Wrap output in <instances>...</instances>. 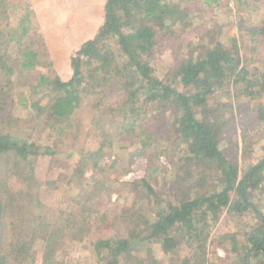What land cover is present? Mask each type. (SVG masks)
<instances>
[{
    "label": "trees",
    "instance_id": "1",
    "mask_svg": "<svg viewBox=\"0 0 264 264\" xmlns=\"http://www.w3.org/2000/svg\"><path fill=\"white\" fill-rule=\"evenodd\" d=\"M196 6L189 0H0V264H32L39 242L47 264H69L55 254L63 228L35 212V205H42L39 195L36 202L29 201L31 209L21 218L18 193L10 186L15 176L33 190L39 183V158L58 154L19 132L14 92L19 80L29 87L30 97L20 99L34 115L31 119L40 118L58 136L69 132L86 96L98 97L95 106L104 113L121 115L124 132L145 147L153 134L143 128L148 117L170 110L165 132L179 148L175 168L181 193L165 201L148 179L132 182L149 199L153 217L134 204L118 212L115 218L122 228L93 240L102 264H160L150 250L145 258L134 253L154 242L173 256L171 264H205L210 221L224 209L255 217L242 242L231 235L233 264H264V211L255 200L256 194L264 196V156L242 168L225 145V108L243 113L245 104L251 106L242 97L255 100L264 94V56L257 57L259 65H252L241 54L236 36L226 44L219 38L221 31L211 28L201 32L207 44L187 43L181 36L192 25ZM57 16L63 17L61 31L49 38L40 34L39 29ZM250 35L253 43L264 40V20ZM166 46L173 48L176 62L171 76L161 77L153 58ZM219 91L227 98L216 104ZM257 106L252 109L259 113L258 124H264V103ZM235 118L232 113L230 119ZM246 133L245 155L252 146ZM104 145L83 151L73 175L96 168ZM86 215L83 221L75 217L78 224L92 222L93 214ZM184 247L192 252L181 255Z\"/></svg>",
    "mask_w": 264,
    "mask_h": 264
},
{
    "label": "rangeland",
    "instance_id": "2",
    "mask_svg": "<svg viewBox=\"0 0 264 264\" xmlns=\"http://www.w3.org/2000/svg\"><path fill=\"white\" fill-rule=\"evenodd\" d=\"M189 1L199 7L196 6L192 11V25L182 32L181 37L186 39L187 43L194 40L196 45L207 44L209 39H201V32L204 28H211L217 32L221 31L219 38L226 44L236 36L242 44L241 54L250 59L252 65L260 64L256 60L257 57L264 56V40L260 39V42L253 43L250 30L264 20V0H219L215 3L205 0ZM18 13L21 11L18 10ZM62 25V16L53 17L39 29V33L49 38L54 31H61ZM201 51L195 50V54ZM175 62L176 55L170 46L164 47L153 58V65L161 77L171 76L170 72ZM38 68L41 71L47 70L45 65H39ZM14 92L16 93L15 113L21 117L19 132L30 135L39 144L51 146L58 154L39 158L35 167V176L39 183L33 190H29L15 176L11 177L10 186L18 193L17 197L20 200L18 210L21 218L31 209L29 201H35L37 194L42 205L38 206L35 201V212L63 228V231L57 235L59 244L55 254L58 259L69 264H102L93 240L99 235L116 234L122 228L121 221L115 218L118 212L125 206L134 204L136 207L146 208L149 211L148 216L153 215L149 199L142 191L140 192L139 187L131 185L132 182L148 179L165 201L174 199L176 197L174 193H181L180 176L175 168L179 148L165 132L166 120L170 114L169 108L162 110L158 118L153 115L146 120L143 128H150L153 134L148 146L145 147L140 139L124 132L121 115L104 113L95 106L98 98L96 96L84 98L82 107L71 120L72 127L69 132L58 136L56 132L50 131L49 125L43 123L40 118L31 119L34 115L30 113L29 108L23 106L20 98L30 97L29 87L24 80L16 82ZM39 95L41 94L33 97ZM226 98L224 92L219 91L213 101L217 104ZM241 99L244 104H249L251 109H247L246 104L243 113L237 109L233 112L232 107L225 108L226 117L229 118L226 123L229 140L225 145L228 144L231 151L238 156L237 160L243 168L249 162L264 156L262 134L264 124H258L259 113L257 109H252L260 108L257 103H264V94L255 100L247 97ZM234 107L237 108L238 105L234 104ZM232 113L236 115L235 120L230 119ZM246 132L251 135L248 143L252 146L245 155ZM101 142H105L104 155L100 158L97 167H87L84 175L74 176V165L79 161L81 153L99 148ZM28 191H31L29 196L26 194ZM255 200L264 211V196L256 194ZM103 212L109 213L110 216L103 219L101 217ZM86 214L88 217L89 214H93L90 219L92 222L78 224L75 217L83 221V218H87ZM16 217L17 214L14 212L13 218ZM254 223L255 217L251 213L240 215L224 209L216 221H210L205 264H233L235 254L232 251L231 235H236L242 242L244 233ZM43 249V245L39 242L32 264H47ZM191 249L184 247L180 254H189L192 252ZM148 250L160 264H171L173 256L171 259L159 242L140 247L134 253L139 258H145ZM176 256L178 253L174 255Z\"/></svg>",
    "mask_w": 264,
    "mask_h": 264
}]
</instances>
